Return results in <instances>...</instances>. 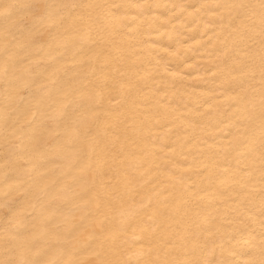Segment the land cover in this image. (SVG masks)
I'll use <instances>...</instances> for the list:
<instances>
[{
	"label": "snow or ice",
	"instance_id": "snow-or-ice-1",
	"mask_svg": "<svg viewBox=\"0 0 264 264\" xmlns=\"http://www.w3.org/2000/svg\"><path fill=\"white\" fill-rule=\"evenodd\" d=\"M0 264H264V0H0Z\"/></svg>",
	"mask_w": 264,
	"mask_h": 264
},
{
	"label": "bare ground",
	"instance_id": "bare-ground-1",
	"mask_svg": "<svg viewBox=\"0 0 264 264\" xmlns=\"http://www.w3.org/2000/svg\"><path fill=\"white\" fill-rule=\"evenodd\" d=\"M109 2L114 3H155L160 5H173V4H193L197 3L198 0H109ZM163 12L165 15H172L177 13L176 9H172L171 12H168L164 8H161L155 13L159 16ZM159 24V21H157ZM147 27V25H146ZM166 30L171 33L173 39L169 40L168 36L165 35L162 40L159 41L157 47L153 50L154 54L158 53L160 57L169 61L173 70H179L184 72V79L182 81H177L175 88L171 91L176 92L175 97L173 98V104L179 106L181 110L187 111L184 107L185 103L188 101L187 92L192 90L193 86H197V92H207L214 87L212 83H205L193 79L197 76V72L191 68H187L186 65H197L205 67L207 65L208 54L205 51V48L200 47L195 42L202 39L201 32L204 31L203 22L201 21L199 25L195 22H192L190 18H187L186 15L178 16L173 19L171 23L166 25ZM192 37V39H189ZM146 39L150 41L157 40V34L155 31H152ZM207 39V37H203ZM181 41L182 43H177ZM191 46V47H189ZM168 48V52H174L179 49V52L176 56H169L168 52H165L163 49ZM190 73V75H189ZM203 74V73H201ZM183 94V98H182ZM189 108L192 107L191 103L188 104ZM209 132H214L216 129L210 128ZM224 135L223 132H218L216 139L219 140ZM186 166V165H185ZM219 255V253H217ZM244 259L245 257H238Z\"/></svg>",
	"mask_w": 264,
	"mask_h": 264
}]
</instances>
